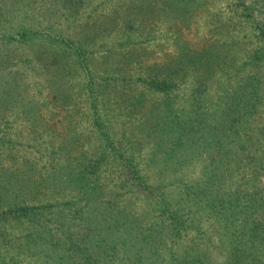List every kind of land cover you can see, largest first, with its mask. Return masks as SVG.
<instances>
[{
  "label": "rangeland",
  "instance_id": "obj_1",
  "mask_svg": "<svg viewBox=\"0 0 264 264\" xmlns=\"http://www.w3.org/2000/svg\"><path fill=\"white\" fill-rule=\"evenodd\" d=\"M72 41L83 45L87 62L76 60ZM184 51L190 59L181 62ZM172 67L180 71L169 78L167 93L148 86L147 74L163 76ZM237 95L259 99L241 115H225ZM204 111L208 124L232 131L213 137L202 150L219 153L233 166L227 180L245 178L240 194L257 177L264 185V173L253 172L257 161L251 158L264 147V0H0V205H43L38 220L47 238L29 241V220L0 221V231L9 235L0 238V264H53L59 254L83 260L68 237L79 241L84 232L74 218L85 199L75 183L81 175L71 171L84 165V174L102 185L106 197L129 217L139 216L143 230L157 221L145 191L127 188L126 166L165 184L168 179L157 170L169 147L159 130L169 124L159 117L174 121L177 115L181 129L183 121ZM204 155L187 163L191 177L209 164ZM180 185L163 189L174 197ZM235 187L229 182L222 192ZM154 233L157 254L166 262L198 239L195 228L176 239L167 221ZM208 235L213 241L204 246L216 263L217 241ZM113 239L114 250L92 264H132L127 237ZM98 244L92 241L94 249Z\"/></svg>",
  "mask_w": 264,
  "mask_h": 264
},
{
  "label": "trees",
  "instance_id": "obj_2",
  "mask_svg": "<svg viewBox=\"0 0 264 264\" xmlns=\"http://www.w3.org/2000/svg\"><path fill=\"white\" fill-rule=\"evenodd\" d=\"M129 26L130 23H128ZM18 34H27V31L19 30ZM72 43H76L72 44L75 46L72 49V54L75 55L76 60L79 63L87 62L88 59L84 57L85 55L81 50L83 45L73 41ZM189 59V52L184 51L180 61ZM169 71L172 72L157 77H150L147 74L148 79L145 81L153 90L167 93L171 85L169 78H173L175 73L180 70L172 67ZM252 90H254L251 93L253 95L258 92L256 88ZM258 97L255 98L259 99ZM236 98L239 101L235 100L226 104L223 111L225 115L238 113L241 115L244 110L254 107L253 100L255 98L247 101H244L242 97L239 98L238 95ZM157 116L159 115L157 114ZM172 118L175 121V118L178 117L175 115ZM159 119L162 123L169 124L168 129L159 130L161 136H165L166 147L169 149H167L164 163H161L157 170L160 176H166L167 182L165 184L163 182L151 183L145 173L132 166H126L131 174L127 180L131 183L127 185V188L133 193L135 187L137 192L144 190L148 200L147 204L151 206L148 210H153L155 217L159 219L151 225L145 226L143 230L142 226L137 224L139 216L136 218L129 217V213L123 206H118V203L106 197L102 185H95L96 180L90 178L89 174H84L85 165L82 169L71 170L77 177L81 175L75 183L79 185L81 197L83 196L85 199L82 206L75 210L74 218H79L84 232L79 241H72L69 237L68 241L73 244L77 243V245H73L76 247L74 251L80 250L83 260H78L72 256L69 258L68 254L66 258L63 254L56 255L54 251L56 244L52 243L56 255L53 264H63L61 262L64 264H92L100 258L105 260L103 256L106 257L111 250H114V242L112 241L110 245L109 241L115 237L118 238V236L127 237L129 247L134 253L133 257L130 258L132 264H145V260H147V264H264L263 183L257 177V180L254 179L251 188L240 194L243 188L241 183H245V178L240 182L227 180L228 170L233 166L219 159V153L213 154V150H202L206 145H212L208 142L213 137L224 135L232 129H216V125H212V121L211 124H208L209 114L206 111L196 113L186 121H180L182 122L181 129H176L177 125L170 118L168 120L165 117L164 121V117L160 116ZM183 145L190 146L191 149H182ZM106 148H109V144ZM110 149L116 153L113 147ZM254 151L255 153H252L251 158L257 161V167L253 172L260 175L264 173V147L261 150L254 149ZM198 154H205L204 161L209 164L200 167V170L191 177L192 171L185 168H187V163L191 161L192 156L196 157ZM92 167L95 166L91 165L87 169V173L91 171ZM73 168L74 166L71 167V169ZM177 168H180L182 172L177 176L171 175ZM226 171L227 173H225ZM229 182H236L237 187L231 191L224 188L225 192H222L223 186ZM173 183L181 184L179 191L174 197H168L163 188H167V185H173ZM42 207L44 206L16 202L13 204L6 203V206L0 205V221L8 223L11 219L16 218L21 221L29 220L30 227H25L26 230L29 229L27 233L29 241L36 242L42 239L47 242L44 235L45 227L43 228L38 220V217L44 216L41 213ZM186 213H194L198 216L188 219L185 216ZM166 221L170 227L171 235L176 239L185 237L191 228H195L198 235L196 241L190 240L188 245L175 252L174 256L167 262L157 254L160 240L158 234L154 233L157 228H161L163 223L166 224ZM136 224L137 226H134ZM2 231H0V238L4 236ZM118 232L120 234H117ZM208 232L215 236L214 240L217 242L214 247L218 249L217 253L221 256L220 261L215 260L216 263L210 258L211 253L208 251V247L204 246L207 244L205 240L212 239ZM8 237L9 235L6 234L3 238L6 240ZM96 238L99 244L97 249H94L92 241L94 242ZM108 250L109 253H107ZM45 253L50 259L53 258L51 253Z\"/></svg>",
  "mask_w": 264,
  "mask_h": 264
}]
</instances>
